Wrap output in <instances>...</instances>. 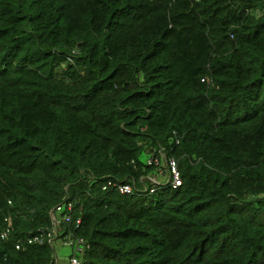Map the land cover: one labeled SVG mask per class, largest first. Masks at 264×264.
<instances>
[{
	"label": "trees",
	"instance_id": "trees-1",
	"mask_svg": "<svg viewBox=\"0 0 264 264\" xmlns=\"http://www.w3.org/2000/svg\"><path fill=\"white\" fill-rule=\"evenodd\" d=\"M63 201L79 264H264V0H0V264Z\"/></svg>",
	"mask_w": 264,
	"mask_h": 264
},
{
	"label": "built area",
	"instance_id": "built-area-1",
	"mask_svg": "<svg viewBox=\"0 0 264 264\" xmlns=\"http://www.w3.org/2000/svg\"><path fill=\"white\" fill-rule=\"evenodd\" d=\"M176 143L178 140L175 138ZM148 164H152L154 167L155 174H160L161 172H166L168 174V179L166 182H170L173 188L179 186L181 184L180 171L178 169L177 160L172 157L165 158L164 155L161 157H152L147 160ZM155 174H150L147 181L149 180V185H143L141 190L149 192H153L156 186L159 184L154 178ZM114 187L120 193L128 194L133 191V185L129 183L120 182L117 180H108L106 184L103 186L104 189ZM73 202L72 201H63L58 203L51 212V225L49 227L40 228L37 233L32 236L26 238L25 242L27 244H44L49 243L51 245L54 244L56 240H60V243L63 245H68L71 247V252L69 254V264H79L78 254L81 252V247L83 246V239L78 237H73V233L70 231H66L64 237L62 239H58L60 233V224H79L80 218L74 219L72 216L73 212ZM65 210H67L65 212ZM9 229L6 228L0 233L1 238H6L8 236ZM24 242L18 241L15 245L16 249L23 248Z\"/></svg>",
	"mask_w": 264,
	"mask_h": 264
},
{
	"label": "rangeland",
	"instance_id": "rangeland-1",
	"mask_svg": "<svg viewBox=\"0 0 264 264\" xmlns=\"http://www.w3.org/2000/svg\"><path fill=\"white\" fill-rule=\"evenodd\" d=\"M141 160L145 161V158L142 157ZM53 246L55 248L56 264H68L71 247L61 244L60 240H56Z\"/></svg>",
	"mask_w": 264,
	"mask_h": 264
},
{
	"label": "crops",
	"instance_id": "crops-1",
	"mask_svg": "<svg viewBox=\"0 0 264 264\" xmlns=\"http://www.w3.org/2000/svg\"><path fill=\"white\" fill-rule=\"evenodd\" d=\"M151 176V175H150ZM154 178L157 180V181H163V180H167L168 179V174L166 173V172H161L160 174H155L154 175ZM150 181L148 180V181H146V180H144V184L145 185H149L150 183H149ZM143 184V185H144ZM142 185V186H143Z\"/></svg>",
	"mask_w": 264,
	"mask_h": 264
}]
</instances>
